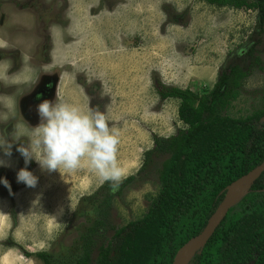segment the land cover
<instances>
[{
  "label": "rangeland",
  "instance_id": "rangeland-1",
  "mask_svg": "<svg viewBox=\"0 0 264 264\" xmlns=\"http://www.w3.org/2000/svg\"><path fill=\"white\" fill-rule=\"evenodd\" d=\"M234 65L247 77L223 115L263 112L264 23L256 10L200 0H0V136L12 145L10 156L0 148V178L11 186L0 183V264H44L39 252L75 258L80 236L103 209L107 241L114 228L143 218L160 193L167 158L146 163V153L156 136L186 128L180 100H161L155 81L203 94ZM49 78L55 81L51 102L58 95L105 112L120 132L125 176L118 190L98 195L107 181L87 164L49 172L35 159L26 165L16 150L29 144L26 135L15 138L17 125L30 134L41 123L39 104H24ZM23 168L38 177L35 187L17 182ZM131 176L135 180L124 185Z\"/></svg>",
  "mask_w": 264,
  "mask_h": 264
},
{
  "label": "trees",
  "instance_id": "trees-1",
  "mask_svg": "<svg viewBox=\"0 0 264 264\" xmlns=\"http://www.w3.org/2000/svg\"><path fill=\"white\" fill-rule=\"evenodd\" d=\"M200 1L256 10L264 23V0ZM246 77L239 65L229 66L221 70L212 90L203 94L156 80L161 100H180L179 118L186 128L168 138L156 136L154 148L146 153V163L167 157L160 172V193L147 214L114 228L113 238L107 241L100 216L105 209L100 210L80 236L82 248L75 258L50 252L35 256L44 264H173L179 250L205 231L228 187L264 162V111L244 118L223 115L238 98ZM134 180L128 177L123 184ZM110 189L106 182L97 193ZM104 196L110 204L111 193ZM94 198L85 200L94 203ZM189 264H264V173L230 208Z\"/></svg>",
  "mask_w": 264,
  "mask_h": 264
},
{
  "label": "clouds",
  "instance_id": "clouds-1",
  "mask_svg": "<svg viewBox=\"0 0 264 264\" xmlns=\"http://www.w3.org/2000/svg\"><path fill=\"white\" fill-rule=\"evenodd\" d=\"M37 112L41 118L39 126L31 129L30 134H22L17 125L15 133L16 139L29 137L27 146L20 145L16 149L26 165L35 159L42 169L61 172L62 169L74 171L87 164L101 180L110 182L113 191L118 190L125 176L117 155L120 132L109 125L105 112L85 110L64 102L58 95L55 102L40 103ZM11 147L0 136V148L6 155H11ZM0 166H5L3 160ZM17 182L35 187L38 177L23 168L17 173ZM0 183L11 190L6 178H0Z\"/></svg>",
  "mask_w": 264,
  "mask_h": 264
},
{
  "label": "water",
  "instance_id": "water-1",
  "mask_svg": "<svg viewBox=\"0 0 264 264\" xmlns=\"http://www.w3.org/2000/svg\"><path fill=\"white\" fill-rule=\"evenodd\" d=\"M263 173H264V162L261 166L249 172L247 175L238 179L237 181H235L228 187L227 194H226L224 201L219 206V208L217 209L213 217L210 219V223L205 229V231L201 233L200 235L189 240L179 250V252L177 253L175 257L176 259L174 260L173 264H183V260H185L184 257L187 255L189 251L195 249V252H196L197 250L203 248L210 241V239L213 237L214 233L216 232L217 228L226 218L230 208L233 207L235 204H237L245 196L244 195L238 201L233 202V195L235 191L245 186H248L250 189L251 185L255 183L263 175ZM193 256H192V259H193ZM189 262L190 260L188 261L187 264H189Z\"/></svg>",
  "mask_w": 264,
  "mask_h": 264
},
{
  "label": "flooded vegetation",
  "instance_id": "flooded-vegetation-1",
  "mask_svg": "<svg viewBox=\"0 0 264 264\" xmlns=\"http://www.w3.org/2000/svg\"><path fill=\"white\" fill-rule=\"evenodd\" d=\"M54 88H55L54 79L49 78V79L43 80L41 83H38L37 86H35L32 89V92L34 93L30 99L26 100V103L27 101L28 103L27 104L25 103L24 106L30 105V104H40L44 100L51 101V99L53 98V94H54ZM37 96H40V99H37Z\"/></svg>",
  "mask_w": 264,
  "mask_h": 264
},
{
  "label": "bare ground",
  "instance_id": "bare-ground-1",
  "mask_svg": "<svg viewBox=\"0 0 264 264\" xmlns=\"http://www.w3.org/2000/svg\"><path fill=\"white\" fill-rule=\"evenodd\" d=\"M248 186H245V187H242V188H239L235 191L234 195H233V202H236L238 201L241 196L244 194L245 190L247 189ZM195 253V249L189 251L187 253V255L184 257L185 260H183V264H187L189 260L192 259V256L194 255Z\"/></svg>",
  "mask_w": 264,
  "mask_h": 264
}]
</instances>
